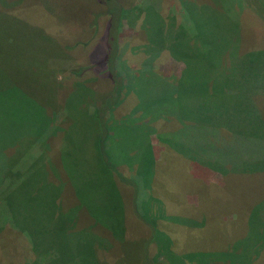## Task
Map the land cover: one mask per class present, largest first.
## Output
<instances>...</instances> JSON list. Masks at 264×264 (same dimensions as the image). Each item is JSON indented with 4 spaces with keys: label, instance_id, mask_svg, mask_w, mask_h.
<instances>
[{
    "label": "rangeland",
    "instance_id": "obj_1",
    "mask_svg": "<svg viewBox=\"0 0 264 264\" xmlns=\"http://www.w3.org/2000/svg\"><path fill=\"white\" fill-rule=\"evenodd\" d=\"M108 2L0 0V157L4 161L0 171L5 167L12 170L9 184L3 181L0 185V223L17 220L18 228L29 226L36 233L43 231L47 209L43 213L41 199H32L28 194L41 185L44 194L46 175L57 181L54 187L60 191L58 202L63 209L76 203L74 197L71 199V190H80L84 197L85 187L93 191L99 181H106L104 167L93 155L95 134L89 129L91 115L82 109H89L88 100L101 99L111 87L106 67L96 66L105 53L110 28L111 45L117 39L119 47L117 73L130 76L131 89L144 107L166 102L169 97L159 96L160 77L139 74L142 70L151 69L172 79L184 75L185 85H193L192 74L208 68L219 74L228 72L248 78V88L241 91L242 124L233 121L239 119L234 117L235 110L240 108L238 100L227 103L226 98L217 99L219 109L227 116L231 114L236 129H242L232 136H239L240 142L233 138L231 145L215 144L212 150L229 154L234 163L241 161L252 169L264 168V0H112L109 7L114 20H110L102 6L107 7ZM119 15L123 17L117 33L114 28L118 23L114 21ZM162 44H173L174 54L160 52ZM150 57L152 60H147ZM81 68L89 70L76 76ZM137 76L143 89L138 88V80L133 81ZM80 86L88 91L80 93ZM255 89L261 96L257 103L250 97ZM167 90L172 93L171 86ZM217 102L214 101L216 106ZM143 128L145 131L146 127ZM114 129L121 138L108 146L109 155L118 164H127L126 170L120 171L137 183L135 205L139 213L150 221H157L161 213L170 218L160 227L174 239L173 253L182 254L186 246L191 247L189 230L179 225L202 223L198 236L190 232L198 241L194 248L219 252L220 248L230 246L232 251L226 253L231 256L226 257L230 261L239 258L237 261L244 264H264L261 177H231L224 183L221 174L194 161L186 163V152H182L183 158L172 152L163 153L155 136L150 137L152 154L146 141L142 143L140 137L126 132L132 127L116 125ZM175 133L165 139L169 145L173 143L176 151H184L179 142L173 141ZM194 143L204 149V143ZM1 175L5 176L4 171ZM20 181L27 189L26 195L11 193L14 182ZM118 188L125 206L124 249L118 248L119 242L108 231L94 229L105 244L110 243L106 249H97L96 259L99 264H143L139 255L148 230L139 228L129 212L131 190L122 192V186ZM88 199L84 198L82 203L87 204ZM99 201L100 210L107 209L108 200ZM226 213L234 216L229 219ZM87 224L83 220L76 225L75 239L84 237L81 228ZM0 230V264H25L34 259L25 236L9 225ZM161 245L168 256L170 249L165 241ZM255 249L258 256L253 254ZM70 251H74L73 246ZM151 256L158 264L169 262L155 246ZM218 257L205 259V264H230L225 257ZM184 260L183 264H204L203 260Z\"/></svg>",
    "mask_w": 264,
    "mask_h": 264
},
{
    "label": "trees",
    "instance_id": "obj_2",
    "mask_svg": "<svg viewBox=\"0 0 264 264\" xmlns=\"http://www.w3.org/2000/svg\"><path fill=\"white\" fill-rule=\"evenodd\" d=\"M110 2H112V0H109L107 7L102 5V3H99L105 7V12L109 16L113 13L112 9L109 7ZM89 13H92V10L89 11ZM110 17V20H114L112 18L113 16ZM122 17L123 15H119L117 20L114 21L118 23V26L114 28V31H117V33L120 24L119 22ZM109 30L110 33L108 34L105 53L100 60L96 62V66L100 67L101 65L106 67V78L109 83H111V87L101 99L96 100L95 97L89 99V109L88 107H86L85 110L82 109V111L90 112L91 116L89 115V129H91V132L95 134L92 147L93 155H95L99 162L103 165L104 178L106 181H99V184L93 191L88 189V187H85V193L87 195L84 197L81 193H79L80 190H71L73 194L71 199L75 198L76 203L70 206L71 212L69 214L68 211L70 209H63L61 205H59L58 192L60 191L58 190L57 192V189L54 187L55 185H58L57 181L55 179H50V177L46 175V184H43L46 188L44 194H42V185L39 189L34 188L32 192L29 191L30 194H28L31 195L32 199H34L35 196L41 199L40 207L42 208L43 213H45L44 209H47V218L45 217L46 221L43 224V231L36 233L35 230L31 229L29 226L27 228H18L19 221L17 220H14L13 222L10 220H4L0 223V228H4L9 225L27 238L28 243L31 245L34 259L28 263L26 262L25 264H99L95 255L97 249L100 250L99 247L106 249L109 247L110 243L105 244V239L97 234L95 230H99L100 228L108 231L114 239L119 242L120 247L118 248H121L122 250L124 249L125 206L123 198L121 197V190L118 188L119 185L123 188L122 192L126 189L131 190L130 203L132 207L129 208V212L132 215V219L135 221L136 225L139 226V228L148 230L146 241L141 243L144 245V250L142 251V254L139 255L140 261H142L143 264H158V260H153L151 256L152 246H155L156 251L161 252V255L164 257L166 256V262L169 261L167 264H173L172 260L174 259L175 264H183L185 263L184 259H197L204 261L207 258V260H218L220 259L218 256L231 258L230 255L226 256V253H230L232 251L230 246L228 248H220L221 250L219 252H216L217 249L204 252L199 248H194L197 246L195 243L198 241L192 233L195 232L196 236H198L197 230L199 232L202 228V223H191V225H189L184 222L182 225H179V228L184 227L185 230H189L187 232H189L191 239V247L186 246L182 254L173 253L172 243L174 239L172 240L171 236H169L168 233L163 231L160 227V224L161 226L164 225L166 220L170 218L166 216V214L161 213L160 218H158L157 221H150L149 219H146V216L139 213L140 211H138L139 209L135 205L136 198L138 196L137 183L132 177H126L121 172L122 170H126L124 167L127 168V164L121 162L118 164V161L114 160L109 155L108 146L116 144L115 140L120 137L116 134V130L114 129L116 125L125 126V128L130 126L132 129L127 130L126 132L134 135L136 138L140 137L138 139H140L142 143L143 140L146 141V146L151 153L152 149L150 145V137L155 136L158 139L159 145L163 147V153L172 152L176 156H182L183 158L185 156L182 152H186L187 157L184 158L186 163L189 160L194 161L221 174L223 176L224 183H227L231 177L248 178L251 174L261 177L262 182H264V168L252 169L249 168V165L247 164H241V161V163H234L229 154H227V156L224 155L223 151H218V149L212 150V147L215 146V144H218L220 147L224 144L231 145L230 139L236 138L237 141L239 140V136H232L236 135V132L242 130L241 128L236 129L234 124L235 122L238 124L243 123V120L241 119L243 117V106L241 102L243 101L241 99H244V96L241 91L243 92V89L248 88V78H239L235 75L229 74L228 72H225L227 74L223 72L222 74H219L212 68H208V70H204L203 72H196L192 74L191 78H193V85L190 83L185 85L184 82H182L184 75H181L179 78H166L154 70L152 71L151 69L145 68L149 72L147 73V71L142 70L139 71V74L144 72L142 74L152 73L159 76L160 80L157 84V88H160L158 90L159 96L169 98L166 102H158V104L155 102L154 105L150 104L147 105V107L146 105L144 107L140 103V99H138L131 89L132 81H130V76L127 75V77H124L117 73L116 60L119 59V47L117 39L116 42H113L114 44L111 45L112 42L110 40L111 35L113 34V28H110ZM48 39L50 38L48 37ZM172 46L174 45L165 44L162 46L163 48L161 47L162 49L159 50L160 52L167 51L169 54H174L171 49ZM180 47L183 48L182 45ZM152 58L150 57L147 60H152ZM150 63L152 64V62ZM87 70L81 68L78 72H75V74L76 76H80ZM138 76L140 77L141 75ZM138 76L136 78L134 77L133 81L138 80ZM139 80L138 88H142ZM169 86L172 88L171 94L167 90ZM196 87L197 89H195ZM83 90L84 92L88 91L87 88L84 89L80 86V93L83 92ZM255 90L257 91L254 93L251 90L252 93L250 94V97L254 103H257L258 98L261 96L258 94L259 90ZM139 91L142 94V90L139 89ZM220 97L224 99L226 98L227 103L232 102L235 98L238 100L240 108L235 110L236 114L234 117H238L240 120H233L231 114L227 116L219 109L220 107L217 99H221ZM154 99H157V97ZM166 99L167 98H165V100ZM214 101L217 102V106L214 104ZM229 110L231 111L233 109L229 106ZM133 127H138L139 130ZM143 127H146L145 131H143V129H145ZM181 131L183 132V137H181ZM172 132H176L175 134L177 135L173 141L179 142L181 144L180 147L184 151H176L172 146L173 143L170 145L167 143L165 137H167L168 134H172ZM242 136L245 135L243 134ZM140 141L137 140L135 144L138 146ZM195 141H199L200 144L204 143V149L202 150L197 147L198 145H195ZM135 144L134 146L137 149ZM125 145L126 144H124V146ZM135 152L136 151H134V153ZM163 153L161 154V158L163 157ZM0 164H2V167L4 166V161L1 157ZM131 165L134 167V164ZM95 167L97 168L99 166ZM1 171H4L5 176L1 175L0 185L3 181L7 182L9 180L12 170L5 167L3 170L1 168ZM66 180L69 183V179L67 177ZM7 183L9 184V182ZM11 190V193H19L22 195L27 194V189L21 181L19 183L14 182ZM69 194L71 193L68 192L67 196H69ZM32 195H34V197ZM87 197H89V202L87 204L82 203L84 198ZM104 198L107 199L109 203L107 209L104 208L100 210L99 199L104 200ZM16 211L18 210L15 208V212ZM65 214L69 215L66 217ZM226 214L229 219L231 216H234L230 213ZM83 220L88 221L89 223L87 226H83L81 228V231H84V237L82 239H75L74 233H76V225L83 222ZM63 221L64 223H62ZM57 222L58 225H55ZM190 232L192 233L190 234ZM72 233L73 236H71ZM39 234L42 235L39 236ZM181 236L183 237V235ZM164 241L166 246H168L166 248L170 249L168 250L170 251L169 254L173 255L172 257H169V254L167 256L163 253L165 247L161 245V242ZM72 246L74 247L73 252L70 251ZM253 254L258 256L259 253L256 250ZM170 258L171 262L169 260ZM238 259L239 258H236L233 261L228 259V262L230 264H244L238 262ZM5 264H7V262Z\"/></svg>",
    "mask_w": 264,
    "mask_h": 264
}]
</instances>
